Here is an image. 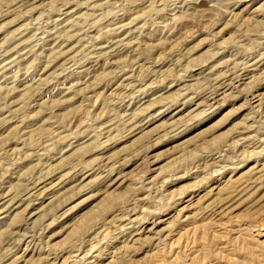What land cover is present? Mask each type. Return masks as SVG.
<instances>
[{
  "label": "rangeland",
  "instance_id": "374dc122",
  "mask_svg": "<svg viewBox=\"0 0 264 264\" xmlns=\"http://www.w3.org/2000/svg\"><path fill=\"white\" fill-rule=\"evenodd\" d=\"M0 264H264V0H0Z\"/></svg>",
  "mask_w": 264,
  "mask_h": 264
},
{
  "label": "bare ground",
  "instance_id": "6f19581e",
  "mask_svg": "<svg viewBox=\"0 0 264 264\" xmlns=\"http://www.w3.org/2000/svg\"><path fill=\"white\" fill-rule=\"evenodd\" d=\"M57 22V21H56ZM115 32V31H114ZM115 34V33H114ZM50 36V35H49ZM58 38V37H57ZM113 50V49H112ZM100 51V50H99ZM114 51V50H113ZM109 58V57H108ZM238 75V74H237ZM228 84V83H227ZM211 94V93H210ZM32 183V182H31ZM45 189V188H44ZM35 193V192H34ZM49 195V194H48ZM47 195V196H48ZM22 197V196H21ZM21 200V199H20ZM5 208V207H4ZM7 211V210H6ZM131 219V218H130ZM122 227V226H121Z\"/></svg>",
  "mask_w": 264,
  "mask_h": 264
}]
</instances>
